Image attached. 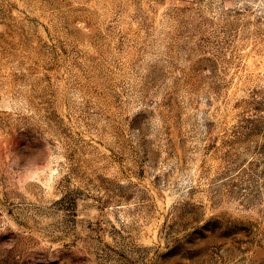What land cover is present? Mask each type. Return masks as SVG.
Listing matches in <instances>:
<instances>
[{"label": "rangeland", "instance_id": "rangeland-1", "mask_svg": "<svg viewBox=\"0 0 264 264\" xmlns=\"http://www.w3.org/2000/svg\"><path fill=\"white\" fill-rule=\"evenodd\" d=\"M0 264H264V0H0Z\"/></svg>", "mask_w": 264, "mask_h": 264}]
</instances>
